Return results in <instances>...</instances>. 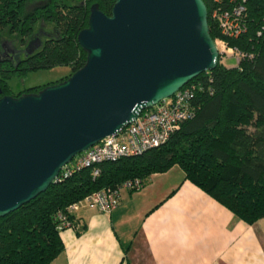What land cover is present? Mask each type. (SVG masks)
Masks as SVG:
<instances>
[{"label":"trees","instance_id":"1","mask_svg":"<svg viewBox=\"0 0 264 264\" xmlns=\"http://www.w3.org/2000/svg\"><path fill=\"white\" fill-rule=\"evenodd\" d=\"M115 0H0V37L17 32L25 46L17 56L0 60V97L37 93L48 84L68 78L87 60L88 51L78 42V33L88 26L90 6L95 3L110 14ZM245 10V29L228 43L244 53L236 65L223 61L203 71L185 85H192V113L157 146L142 153L105 160L95 165L60 171L59 178L18 208L0 216V264H49L64 248L56 228L57 212L86 193L110 187L126 178L144 182L154 172L178 165L184 178L215 198L238 218L252 224L264 218V0H238ZM30 2L35 4L27 8ZM37 2V3H36ZM213 38L219 35L210 17L212 0H204ZM52 23L41 40L35 23ZM35 42L28 47V42ZM40 41L39 45L36 44ZM69 66L55 81L34 84L17 91L9 79L29 71ZM146 109V108H145ZM74 214L68 215L73 225Z\"/></svg>","mask_w":264,"mask_h":264},{"label":"water","instance_id":"2","mask_svg":"<svg viewBox=\"0 0 264 264\" xmlns=\"http://www.w3.org/2000/svg\"><path fill=\"white\" fill-rule=\"evenodd\" d=\"M78 42L87 60L68 78L0 97V216L44 191L78 152L218 63L204 0H115L110 14L93 3Z\"/></svg>","mask_w":264,"mask_h":264},{"label":"crops","instance_id":"3","mask_svg":"<svg viewBox=\"0 0 264 264\" xmlns=\"http://www.w3.org/2000/svg\"><path fill=\"white\" fill-rule=\"evenodd\" d=\"M178 168L123 190L108 213L74 211L49 264H264V218L243 221Z\"/></svg>","mask_w":264,"mask_h":264},{"label":"built area","instance_id":"4","mask_svg":"<svg viewBox=\"0 0 264 264\" xmlns=\"http://www.w3.org/2000/svg\"><path fill=\"white\" fill-rule=\"evenodd\" d=\"M244 10L243 3L238 0H212L210 17L219 31V35L213 38L218 50V61H223L226 57L240 58L244 55L237 47L230 45L226 38L238 36L245 29ZM192 87L184 84L173 95L141 110L138 116L121 130L104 136L86 150L78 152L61 170L68 174L76 167L94 165L92 172L97 174L99 169L95 164L98 162L139 154L164 142L183 119L191 115ZM59 174L56 178L60 177ZM143 184L144 180L135 176L116 185L86 193L70 202L65 213L60 210L57 212L56 228L61 231L74 226L68 215L81 207L110 212L119 204L123 190L136 191Z\"/></svg>","mask_w":264,"mask_h":264},{"label":"rangeland","instance_id":"5","mask_svg":"<svg viewBox=\"0 0 264 264\" xmlns=\"http://www.w3.org/2000/svg\"><path fill=\"white\" fill-rule=\"evenodd\" d=\"M37 3V2H36ZM35 2H30L27 5V8L32 7ZM52 31V23L45 20H39L35 23L34 33L38 34L41 40L45 39L49 33ZM5 41H8V44L14 51L17 56L24 57L26 51V44H22L20 41V36L17 32L11 33L8 31H4L0 37V48L5 50L6 45ZM11 51V50H10ZM223 63L227 66L236 65L237 58L235 57H226L223 60ZM69 66H54L52 68H41L37 70L29 71L22 77H18L17 75L12 76L9 79V84L12 90L17 91L24 87L34 85V84H42L50 81H55L59 79L61 76L67 74L69 72ZM180 171V168H178Z\"/></svg>","mask_w":264,"mask_h":264},{"label":"flooded vegetation","instance_id":"6","mask_svg":"<svg viewBox=\"0 0 264 264\" xmlns=\"http://www.w3.org/2000/svg\"><path fill=\"white\" fill-rule=\"evenodd\" d=\"M9 53H10V48H8L7 46L5 50L0 48V60L6 57Z\"/></svg>","mask_w":264,"mask_h":264}]
</instances>
